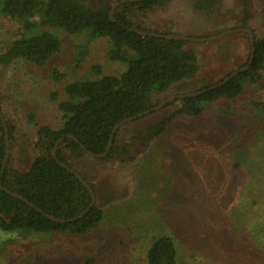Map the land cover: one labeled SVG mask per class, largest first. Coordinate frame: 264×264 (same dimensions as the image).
<instances>
[{
    "label": "rangeland",
    "instance_id": "obj_1",
    "mask_svg": "<svg viewBox=\"0 0 264 264\" xmlns=\"http://www.w3.org/2000/svg\"><path fill=\"white\" fill-rule=\"evenodd\" d=\"M101 1L120 0L85 2L96 9ZM197 1L172 0L133 22L148 31L191 38L239 27L264 37V0H250L244 23L241 0H205L211 3L207 9H198ZM50 32L61 49L44 66L24 60L0 64V111L13 126L9 154L20 170L36 154L37 127L62 125L57 105L66 98L67 84L125 69L108 59L107 38ZM20 33L19 23L0 14V54ZM187 48L197 56L198 72L153 96L154 104L221 81L245 66L250 52L245 33L188 42ZM243 85L239 98L210 104L198 118L179 116L151 141L143 139L149 126L174 106L121 127L118 145L132 146L131 160L87 157L74 164L94 187L95 205L103 211L97 229L84 236L0 231V264H147L146 252L159 236L173 240L176 264H264V126L250 106L264 101V78L258 85Z\"/></svg>",
    "mask_w": 264,
    "mask_h": 264
},
{
    "label": "trees",
    "instance_id": "obj_2",
    "mask_svg": "<svg viewBox=\"0 0 264 264\" xmlns=\"http://www.w3.org/2000/svg\"><path fill=\"white\" fill-rule=\"evenodd\" d=\"M85 1L0 0V14L21 26L19 36L0 54L1 65L24 60L38 67L44 66L61 49L60 40L50 29H60L75 35L86 34L97 39L107 38L108 59L125 65L119 75H101L93 80L83 79L65 86L66 98L57 105L62 114V125L58 128L46 125L37 127L33 146L36 154L25 170L12 166L9 154L2 173L5 144L0 122V231L3 233L84 236L96 230L103 219V211L96 205L85 216L72 223H56L42 214L67 220L79 215L90 203L86 188L59 163L78 173L74 164L87 157L101 162L117 156L131 160L128 151L132 146L118 145L119 130L115 133L105 158L89 157L86 153H103L115 125L152 108L156 105L153 103V96L166 93L171 87L192 78L199 70L197 56L187 48V41L143 37L131 31L152 32L135 25L133 18L163 9L172 0H143L120 4L113 13V20L109 17L112 5L101 1L94 9L87 6ZM196 6L198 9H207L211 7V3L198 0ZM241 6L242 21L246 22L250 13V0H241ZM251 31L254 35V57L249 69L221 87L167 104L164 108L174 106V111L149 126L143 136L145 141L163 134L179 116L198 118L210 104L239 98L245 81L256 85L263 81L264 37L258 38ZM96 71L99 73V70ZM216 83L192 92L207 89ZM250 106L255 114L263 118L261 123L264 126V101H252ZM221 111L233 114L230 110ZM6 125L10 139L13 126L8 122ZM66 135H72L77 142L65 137L57 146L53 158L52 150L56 141ZM78 174L82 176L81 173ZM83 179L86 181L84 177ZM90 186L94 191V187ZM5 190L19 194L42 213L12 197ZM146 260L147 264H176L173 240L168 236L153 239L146 252Z\"/></svg>",
    "mask_w": 264,
    "mask_h": 264
},
{
    "label": "water",
    "instance_id": "obj_3",
    "mask_svg": "<svg viewBox=\"0 0 264 264\" xmlns=\"http://www.w3.org/2000/svg\"><path fill=\"white\" fill-rule=\"evenodd\" d=\"M141 1H143V0H120V1L116 2L111 7V10H110V13H109L110 19L113 20L112 19L113 13H114L115 9L120 4H124V3H137V2H141ZM131 31H134L135 33H137V34H139V35H141L143 37L150 36V37H156V38H164V39H167V40H182V41H187V42H211V41L217 40L219 38L225 37L227 35H231V34H235V33H245L248 36V42H249V46H250V56H249V60H248V62H247V64L245 66L239 68L238 70H235V71L231 72L230 74H228L227 76H225L221 81H219L215 85L210 86L207 89H204V90H201V91H197V92L186 93V94H177V95L169 96V97L165 98L164 100H162L161 102H159L158 104H156L155 106H153L152 108L147 109L144 112H141V113H139V114H137V115H135V116H133L131 118H128V119H125V120L121 121L120 123H118L117 125H115L113 127V129L111 131V135H110L109 140H108V143L106 145L105 151L103 153H101V154H93V153L87 152L86 154L89 157L100 158V159L101 158H105L107 156V154L109 153V150H110V148L112 146V142H113V138H114L115 133L122 126H124V125H126V124H128V123H130V122H132L134 120L140 119V118H142L144 116H147L148 114H151L153 112H156V111L164 108L170 102H174V101H177V100H183L185 98L196 97V96H198V95H200V94H202V93H204V92H206L208 90H212V89H215V88H218V87L223 86L228 81H230L231 79H233L234 77H236L239 73H242V72L247 71L249 69V67H250V65L252 63L253 57H254V47H253V45H254V35H253L251 29H249V28H235V29H231V30L222 32L220 34L207 37V38H191V37H187V36H183V35L160 34V33L144 32V31L132 30V29H131ZM0 122H1V125H2V128H3L4 144H5V156H4V159H3V162H2V173H3V171H4L5 167H6V163L8 161L9 153H10V141H9V135H8L7 125H6L5 120L2 117L1 111H0ZM65 137L71 138V139H73V140L76 141V139L72 135H66V136L61 137L59 140L56 141L55 146H54V148L52 150V156H53V158H55V151H56L57 146L60 144V142ZM82 150L85 151V149L83 147H82ZM59 164L63 168H65L66 170H68L70 173L74 174V176L86 188V190L88 191L89 196H90V203H89V205L87 206V208L83 212H81L76 217L71 218V219H67V220H63V219H59V218L53 217L51 215H47L45 213H42L39 209H37L32 204L28 203L19 194L12 193V192L7 191V190H5V191L8 194H10L12 197L26 202L31 207L35 208L38 212L42 213L43 215H45L48 219H50L53 222L62 223V224L63 223H72V222H74L76 220L81 219L83 216H85L89 212V210L95 205L96 197H95V193L92 190L91 186L87 183V181H85L83 179L82 176H80L74 170H71L70 168H68L66 165H64L62 163H59ZM1 188L3 189V187H1Z\"/></svg>",
    "mask_w": 264,
    "mask_h": 264
},
{
    "label": "flooded vegetation",
    "instance_id": "obj_4",
    "mask_svg": "<svg viewBox=\"0 0 264 264\" xmlns=\"http://www.w3.org/2000/svg\"><path fill=\"white\" fill-rule=\"evenodd\" d=\"M243 20V19H242ZM243 22V21H242ZM244 23V22H243ZM239 28H247V27H239ZM235 29V28H234ZM153 33H155V32H153ZM160 34H162V33H160ZM207 38V37H206Z\"/></svg>",
    "mask_w": 264,
    "mask_h": 264
}]
</instances>
